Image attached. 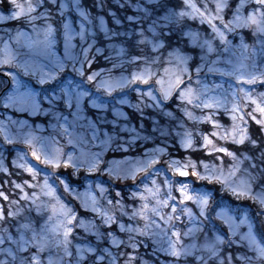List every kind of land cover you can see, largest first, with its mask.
Returning <instances> with one entry per match:
<instances>
[{
    "label": "snow or ice",
    "instance_id": "6c2138e0",
    "mask_svg": "<svg viewBox=\"0 0 264 264\" xmlns=\"http://www.w3.org/2000/svg\"><path fill=\"white\" fill-rule=\"evenodd\" d=\"M116 3L121 9L133 10L123 19L109 10L108 15L122 31L109 29L105 17H94L82 0H0V24H17L0 29L5 34L0 35V172L12 175L5 160L15 153L12 167L31 177L23 182L11 181L19 190V199H10L3 190L8 180L0 184V264H45L42 253H50L53 246L62 251L59 264H148L140 249L149 247L158 264H264V138H253L249 131L251 120L264 132V92L253 95L252 89L244 87L264 85V68H257L255 61L246 64L247 56L235 63L231 58L221 59L233 49L246 53L251 48L255 56L257 45L264 54V0H235L231 4L229 0H211L214 8L207 0L203 8L193 0H182V5L175 0ZM92 6L102 11L105 0H94ZM185 18L206 23L210 35L201 39L199 33L185 31L180 26ZM95 21L105 40L123 38V43L129 45L126 50L108 43V49H116L119 56L127 54V63L142 64L143 68L113 78L112 69L123 67L125 61L116 63L107 56L112 69L93 70L97 56L104 52L97 46ZM243 30L251 33V45L246 43ZM229 36L238 37L239 44L234 45ZM182 37L188 38L194 52L199 49L196 56L188 55L180 46ZM13 45L28 52L20 58L14 54ZM149 45L150 52L146 51ZM61 46L62 56L58 54ZM165 51L166 58L162 59ZM213 55L215 59H211ZM32 57H42L47 64ZM222 62L231 67H216ZM153 65H160L162 71ZM205 69L233 77L241 86L229 84L225 89L220 83L210 89L201 79ZM22 77H34L35 83ZM129 88L137 94L138 103L131 104L127 93L113 96L117 89ZM213 89H220L221 95H209ZM101 92L111 99H102L98 95ZM117 105L134 108L141 113V120L145 108L158 110L173 123L164 128L154 120L152 132L159 133V137L141 136L135 128L118 125L116 119L101 115L110 109L114 117L127 119ZM173 105L180 116L167 110ZM88 106L98 110L95 120L84 114ZM188 106L201 110V115L195 116ZM221 109L232 121L230 128L216 119ZM204 110H208L207 115ZM37 116L51 117L49 126L68 135L70 145V127L90 129L92 140L100 141V151H81L80 157H74L72 152L56 147L51 137H37L31 130L25 133V128H31L28 118ZM184 118L211 124V132L198 133L199 148L193 138L196 134L185 129ZM99 123L111 124L114 130L119 127L120 132L130 134V139H123L115 131L113 135L104 132L101 139ZM140 126L143 128V123ZM12 127L16 128L15 136L10 133ZM42 127L36 125V129ZM177 128L184 129L175 131L182 149H202L208 157L223 154L232 161L227 171L218 155L215 159L219 165L205 160L198 164L191 157L183 162L173 158L166 141ZM150 138H161L165 146L149 148L144 159L128 168H121L116 161L100 167L105 151L128 152L139 147L137 141ZM213 138L237 147L230 150ZM83 139L80 136L77 142ZM17 144L25 145L27 151ZM164 156L168 159L162 160ZM62 168L73 171L65 175L57 171ZM81 168L86 172L81 173ZM241 171L243 179L237 177ZM41 175L42 184L37 180ZM160 176L163 180L158 182ZM190 177L206 183L192 186ZM61 185L65 193L80 200L85 215L91 212L99 216V222L95 217L81 218L78 209L63 203L57 194ZM174 191L179 192V198ZM42 197L56 203L46 204ZM49 208L50 214L44 219ZM77 228L85 235L75 232ZM161 254L168 259H160ZM46 264L57 261L49 254Z\"/></svg>",
    "mask_w": 264,
    "mask_h": 264
},
{
    "label": "rangeland",
    "instance_id": "374dc122",
    "mask_svg": "<svg viewBox=\"0 0 264 264\" xmlns=\"http://www.w3.org/2000/svg\"><path fill=\"white\" fill-rule=\"evenodd\" d=\"M120 2H124V0H120ZM133 2H135L133 0ZM194 3H196L193 0ZM206 2V0H202V6H200L199 4H197L198 7L203 8L204 3ZM209 7L210 8H214V5L211 3V0H207ZM82 4L89 8L92 12V15L95 17L97 15H102L105 17L106 20V26L109 29H116L118 31H122L123 28L120 26H117L113 23V18L111 16L108 15L109 10L116 12L117 17L123 19V17L127 14V15H132L133 14V10L131 8H125V9H121L119 8V5L116 3V0H109L108 2L105 0V7L104 9L101 11L95 7H93L92 5L94 4V0H82ZM106 16L109 18L108 22V18H106ZM230 18V16H226V19ZM95 24L97 25L96 27V31L98 33L97 36V46L101 47L104 49L103 54L98 55L96 58V62L93 65V70H97L99 68H103V67H99L97 68V66L99 64L106 63L107 67H105L106 69H112V63L108 62L105 57L107 56H111L113 58V60H115L116 63H120L121 60H124L125 63L123 65V67H118L115 69H112L110 75L113 78H118L121 75H125V76H129L131 72L133 71H138L141 68H143V65H136V64H129L126 61L129 59L128 55L125 54L124 56H119L118 52L116 49H108L107 48V44L108 43H113V44H117V45H122L126 50H129V45L127 43H123V38H115L111 41H107L104 39V35L102 32L99 31L98 28V21H95ZM5 23L0 24V29L5 28ZM127 21H124V27H127ZM180 26L185 28V31L191 30L194 33H199L200 34V38H204V36L206 35H210V29L208 27V25L205 24H201L199 19H191V18H185L183 20H181L180 22ZM248 30H243L242 34L245 36V41L246 43H248L249 45H251L253 43V38L251 36V33ZM0 35H5L2 31H0ZM146 35H148L149 39H151V35L146 33ZM229 39L232 40L233 44H239V38L237 37L236 39H233L232 36H229ZM181 47L184 48L185 52L188 55H193L196 56V53L199 52V49H196L195 52L192 50V45L190 43H188V38L187 37H182L181 39ZM2 47V46H0ZM141 47H144L143 45ZM150 45L148 46V49H146V51L150 52ZM138 51V50H137ZM13 52L14 54H16L18 57L23 58L24 54L28 52V50L26 48H19L17 49V47L15 45H13ZM59 55H63V49L62 46L60 48V52L58 53ZM0 55H3L2 52H0ZM155 55V54H153ZM167 52L165 51L163 53L162 59L166 58ZM244 56H247L248 59L245 61L246 64H251L253 61H255L257 68H264V54L259 52V46L257 45V53L255 56L252 55V50L251 48L248 50V52L244 53L242 52V50L240 49H233L232 51H230L229 53H225L223 55V57L221 58L222 61L223 59H227V58H231L233 60V62H237L238 59H243ZM34 59L39 60L40 63L43 64H47V61L44 60L42 57H32ZM216 57L213 55L211 57V59H215ZM198 59V56H197ZM97 64V66H96ZM167 66V65H164ZM216 67L219 68H230V65H227L225 63H220L218 65H216ZM153 68H161L160 65H153ZM47 70V69H46ZM87 71V69H86ZM162 71V68H161ZM68 72L70 73V68L68 70ZM63 75H67V73L63 74ZM22 79L24 80H29L31 79L32 82L35 83V78H29V77H22ZM201 79L208 84L209 88H213L214 84H220L223 83L224 88L227 89L229 84H232L234 87L239 88L241 86V83H238L233 77H228V76H224L222 77L220 75V73L218 72H212L209 73L207 71V69L204 70V72L201 74ZM195 86V85H194ZM244 87L252 89L253 91V95H255L256 93L259 92H264V85H244ZM130 89V88H129ZM128 89H124V90H120L117 89L116 92L113 93L114 97H118L122 94L123 91H125V93H127ZM93 91H95V89H93ZM98 95L101 96L102 99H111L110 97H107L106 94H104L103 92L99 93ZM209 95H221V90L220 89H213V91H211L209 93ZM241 96L243 95L242 93L240 94ZM128 99L130 101L131 104H136L138 103V97L137 94L134 91H131V94L127 93ZM133 96V97H132ZM118 108H120L121 111H123L126 116L127 119L120 117V118H116L112 115L111 110L109 109V111L107 113H101V115H106L108 120H113L116 119L117 120V124L118 125H127V127L129 128H135L137 132L140 133L141 136H150V137H159V133H153L152 132V128H153V121H157L159 122L161 127L164 128H168L170 123H173V121L171 120L170 117L167 116H163L162 114L159 113L158 110H153L150 108H145L143 110V120H141V113L137 112L134 108L129 107L128 105H117ZM190 111H193V114L195 116H200L201 115V110L199 109H193L191 106H188ZM174 109H167L170 111H173L175 115L180 116L181 114L176 111L175 106H173ZM248 110H251V108L249 107ZM98 112L97 109H92L90 106L85 108V112L84 114L86 116H88L90 119L95 120L96 119V113ZM136 117V115L138 116L137 120L134 121L135 117H133V115ZM204 114L207 115L208 114V110H204ZM257 118H259V113L256 114ZM71 119V118H70ZM216 119L219 121V123L221 125H223V127L225 128H230L232 121L230 119V117L228 115H225L223 113V110L221 109L219 111V114L216 116ZM29 125L31 126V128H25L24 132H28L29 130H31L33 132V134L37 137H51L53 138L57 143L55 144L56 147H60L62 149L63 152L67 153V152H72L74 157H80L81 155V151L85 152V153H94V152H98L100 151V147L98 146L100 141L99 140H92V133L91 130L88 128H84V127H79L76 126L75 128L70 127L69 128V133L71 134L72 138H73V144H69L68 140H69V136L63 134V132L60 129H53L49 126V121L51 120V117H45V116H37V117H29ZM52 123H55V121H51ZM82 123H87L86 121H83ZM141 123H143L144 127L141 128ZM184 123H185V129L192 131L194 134V141L196 142V146L197 148H199L200 146V137L198 135V133L200 132H211L212 126L210 123L207 122H194L191 120H187L186 118H184ZM40 124L42 125V130L40 129H36V125ZM98 127L100 128V132H99V136L101 139H104L103 133L104 132H108L109 135H113L114 131L115 133H117L120 137H122L123 139H130V134L127 132H120L119 127H117L115 130L113 129V126L111 124H103V123H99ZM175 131H184V129H175L173 131V137H170L167 139L166 144L168 145V152L170 153V155L173 158L176 159H180L182 162L184 160L185 157H191L192 160L196 161L198 164L200 162V160H205V162H208L209 164H220V161L215 159V156H221L224 160V166H225V171H227L228 166L232 163L231 158L223 156V154H214L213 157H208L205 154L204 150H197V151H193V150H184L180 147L179 145V138L175 137ZM249 131L251 133V135L253 136V138H264V132H261L259 129V126L255 124L254 121L249 120ZM10 133L15 136L16 134V128L12 127L10 128ZM80 136H83V141L82 142H77L78 138ZM0 139L1 141H3V136L0 135ZM214 142H216L219 145H223V146H227L230 148V150H235L237 146L231 145L230 143L225 144V142L223 141H219L216 140V138H213ZM137 144L139 145V147H134V148H130L128 150V152H124V151H113L111 149L107 150L104 152L102 159H101V164L100 167L101 168H105L107 166H109V163L112 161H116V162H120L119 166L121 168H128L131 167L132 165H134L137 160H142L144 159V152L147 151L149 148L152 147H156V146H165L161 144V138H155L152 139L150 138L148 141H137ZM16 147L27 151V148L25 145L23 144H17ZM114 147V145H113ZM183 154V157H181V155L179 154ZM118 154H126L121 158H116V155ZM10 158L7 156V159H9V161H7V159L5 160V164L7 165V167L9 168V172L12 173L11 176H6L4 173L0 172V177H2V181L0 182V184H3V181L8 180L9 183L7 184H3L4 186V191L7 195H9L10 199H19V190L14 189L11 181L15 180L16 182H23L24 180H31L30 175L23 171L22 169L19 168H13L11 165V160L14 158L15 153H11L10 154ZM108 156V157H106ZM29 159H31L30 153H29ZM162 160H166L168 159V156H164L161 158ZM103 164V166H102ZM246 165H242L241 167H245ZM69 171L68 173H72V169H60L57 171ZM202 171V169H201ZM81 173H85L86 169L85 168H81L80 169ZM169 175H171V173H169ZM237 177L240 179L244 178L243 172L241 171L240 173L237 174ZM139 176H138V180L137 183L139 181ZM158 180V182L163 180V176H160L158 178H156ZM173 179H180L179 177H175ZM191 181H192V186H199L201 184H204L206 182L203 181H197L195 180L194 177H190ZM37 180L39 181V183H43V176L41 175L40 177L37 178ZM131 183V181H129ZM58 184V183H57ZM198 184V185H197ZM217 188H219V185H216ZM25 191H29L31 192V189L26 188ZM37 192H39V188L36 189ZM79 191L83 192V189H79ZM98 191V190H97ZM63 203L67 204L69 207H75L76 209H82L80 207V200L74 198L72 195H69L68 193H65L63 190V186H59V190L57 193ZM97 194V193H94ZM177 198H179V192L178 191H174L173 193ZM226 195V198L231 199L230 197ZM99 199V197H98ZM42 200L44 201V203L49 204V205H54L56 202L55 200H52L49 197H42ZM5 204V207H7V202H3ZM251 203V202H249ZM105 207H107V205H104ZM25 207H27L25 205ZM189 207H193L194 211L195 206L192 205L191 203H189ZM50 214V208L45 211L44 213V219H47V215ZM25 215H28L27 212H25ZM33 216H35V213H32ZM81 218H85V219H92L93 217H95V214L88 212L87 215H85L84 211L81 214H78ZM100 219V218H99ZM126 219V218H125ZM97 222H99V220H97ZM41 223H43V220H41ZM186 223V222H185ZM142 226V225H141ZM190 226V225H189ZM181 227H184V225H181ZM80 229V228H77ZM77 229H75V232H78ZM81 236H84V232L83 229H80ZM241 231H246V228H242ZM90 238V237H89ZM185 242H188L187 240H185ZM199 242H203V237L201 236L199 238ZM73 243L75 244L76 241H73ZM74 251V248H73ZM146 251V253H142V258L146 261H148V264H158V261L156 259L155 256H153L151 254V247H149V249H140V252ZM51 254L52 258L57 261V264H59V260H60V256L62 255V251L59 253H53L52 252V248L50 249V253L49 252H44L42 253V258L45 260V264L47 262V258L48 255ZM143 254H147L146 256H143ZM160 259L164 260V259H168L167 257H164L162 254L159 257Z\"/></svg>",
    "mask_w": 264,
    "mask_h": 264
},
{
    "label": "trees",
    "instance_id": "16d2710c",
    "mask_svg": "<svg viewBox=\"0 0 264 264\" xmlns=\"http://www.w3.org/2000/svg\"><path fill=\"white\" fill-rule=\"evenodd\" d=\"M107 2L109 1V0H106ZM182 0H179V1H175V3L176 4H180V5H182V2H181ZM197 4H199L200 6H202V0H194ZM229 2H230V4L231 3H235V0H229ZM0 9L1 10H3V6H0ZM106 18H108L107 16H106ZM108 22H110L109 21V18H108ZM5 27H9V28H11V27H15V26H17V24H16V22H7L5 25H4ZM249 33V32H248ZM96 66H97V64H96ZM103 67V68H105V67H107V64L106 63H101V64H99L98 66H97V68H99V67ZM33 84H34V82H32ZM124 92V91H123ZM122 92V93H123ZM121 93V94H122ZM174 106V105H173ZM170 109H174L173 107H171ZM133 115V117H135L134 116V114H132ZM136 117L138 118V116L136 115ZM135 117V118H136ZM137 118H136V120H137ZM134 121H135V119H134ZM116 155V154H115ZM124 155H126V154H118V155H116L117 157L116 158H121V157H123ZM179 155H181V156H183V154H179ZM106 157H108V156H106ZM62 171V170H61ZM65 175H68V174H70V173H68L69 171H67V170H63L62 171ZM0 181H2V177H0ZM128 183H130V182H128ZM198 185V184H197ZM3 189H4V186H3ZM103 203V202H102ZM141 253H146V251H143V252H141ZM142 255V254H141ZM147 254H143V256H146Z\"/></svg>",
    "mask_w": 264,
    "mask_h": 264
},
{
    "label": "water",
    "instance_id": "95a60500",
    "mask_svg": "<svg viewBox=\"0 0 264 264\" xmlns=\"http://www.w3.org/2000/svg\"><path fill=\"white\" fill-rule=\"evenodd\" d=\"M97 218H99V217H97ZM53 250H54V252H56V253L60 252V250L57 249L55 246H53Z\"/></svg>",
    "mask_w": 264,
    "mask_h": 264
}]
</instances>
